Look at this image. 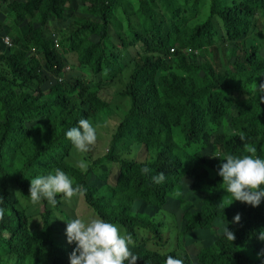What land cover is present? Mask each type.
<instances>
[{"label":"trees","instance_id":"obj_1","mask_svg":"<svg viewBox=\"0 0 264 264\" xmlns=\"http://www.w3.org/2000/svg\"><path fill=\"white\" fill-rule=\"evenodd\" d=\"M137 1L138 6L132 10L128 0H88L89 17L79 22L73 18L57 41L49 33L59 31L56 24L63 21L71 0L8 1L15 35L11 46L4 43V27L0 24V257L15 255L13 264H32L40 259L49 264H68L67 242H63L61 233L55 234L51 222L53 209L44 210L40 224L32 226L25 211L11 200L9 185L14 183L28 195L30 179L42 171H53L56 167L52 165L69 170L62 156L73 146L64 132L76 126L79 119H86V113H90L91 122L96 116H108L111 100L117 96L128 98L130 106L112 134L107 154L96 162L115 164V178L96 186L91 179L95 167L88 166L82 179L73 182L80 187L78 194L92 216L116 224L132 242L137 241L140 231L149 232L160 246L164 243V220L133 214L131 205L145 202L162 213L174 199L179 201L178 208L183 204L180 193L185 180L192 192L205 196L198 210L183 212L184 226L177 240L196 230L214 236L193 255L195 263L264 264V256L254 259L247 254V250L257 253L264 245V240L257 238L264 229V198L255 207L236 200L227 205L231 197L217 175L223 159L187 152L201 145L215 148L220 156L241 155L247 154L246 145H250L256 148L254 155L264 154V91L259 90L264 83V57L256 46L242 45L241 54L235 55L230 49L227 64L232 65L217 70L208 62L211 52L206 51L214 40L237 42L253 26L264 30L263 23L253 21L264 18V0H231L223 7L217 0H210L206 19L186 28L173 21L179 9H171V1ZM196 2L189 0L193 11L197 10ZM132 15L138 17L135 25L130 21ZM124 19L129 23L125 29L120 23ZM164 22L169 24L165 38ZM115 45L122 51L136 45L140 49L137 56L126 60L131 69L121 91L111 85L116 74L122 73L118 53L109 51ZM194 49L199 51L195 53ZM72 53L79 67L88 68L90 78L103 73L100 79L110 84H93L89 79L88 84H93L89 86L87 81L65 80V55ZM38 70L44 73L39 75ZM253 78H257V85L248 92L245 85ZM233 95L245 99L233 101ZM224 121H228L230 132L223 129ZM175 130L182 145L174 141ZM125 141L141 144L154 158L142 163L118 158L117 146ZM52 150L56 153L46 158ZM19 154L25 160L15 167L10 156ZM44 158L48 159L46 163ZM36 166L40 168L36 170ZM144 166L149 169L147 173L141 172ZM157 173L165 177L160 184L151 179ZM61 199L58 194L55 209L61 208ZM237 213L239 221L232 222ZM224 219L234 234L232 241L219 234ZM146 253L137 250L133 254L138 257ZM172 254L183 264H194L188 254ZM144 256L141 264H165L168 254L154 249L149 257Z\"/></svg>","mask_w":264,"mask_h":264},{"label":"rangeland","instance_id":"obj_2","mask_svg":"<svg viewBox=\"0 0 264 264\" xmlns=\"http://www.w3.org/2000/svg\"><path fill=\"white\" fill-rule=\"evenodd\" d=\"M9 0H0V24L4 27V43L5 41H12L14 37V31L11 26V16L8 6ZM174 5L171 9L175 11L176 8L179 9V13L176 12L175 19H173L174 22L177 23V25L180 26V28H186L192 24L202 22L206 19V17L209 14V4L210 0H197L196 3H194V6H197V10L193 11L191 6L193 3H189V0H169ZM177 1V3H176ZM231 0H217V3L220 6H226L230 4ZM128 3L130 4L131 9H136L138 6L137 0H128ZM154 4H158L157 1L153 2ZM66 6V15L64 16L63 21L61 24H56L57 27H60L57 32L49 33L51 34V37H53L56 41L57 38L60 36V32L65 33L66 30L64 28L67 26V24L72 21L74 18L76 21H80V19H85L89 17L87 14V6L89 5L88 0H71L70 3H67ZM162 4V3H161ZM163 5V4H162ZM159 6V5H158ZM165 6V5H164ZM116 8V7H115ZM117 12L119 13V8H116ZM157 12V11H156ZM164 15L168 17V10L167 8H164ZM120 16V13L118 14ZM131 17V16H130ZM170 17V16H169ZM168 17V18H169ZM131 22L135 25L138 21V17L132 15V18L130 19ZM254 23H263L264 24V18H253ZM120 23H123V28L125 29L127 25L129 24L126 19L120 21ZM171 23V19H170ZM164 28V38L169 30V24L165 23ZM24 29H21V31ZM68 32L65 34L67 35ZM163 35V34H162ZM1 41V40H0ZM112 43V42H111ZM250 47L251 45L256 46L258 49V52L261 56L264 57V30L259 31V29L255 26L252 27V29L240 40L237 42L234 41H228L224 40L220 43L218 40H214V42L211 44L210 47H206V51H210V56L208 58V62L211 64V66L217 70H219L220 66H230L232 65L227 64L229 63L228 58L230 55V49L233 50V54L238 55L241 54L244 47ZM1 46H5L3 43H1ZM126 51H122V48H119L115 45L114 49H109V51H116L119 55L118 64H120V67L122 69L121 74H116L115 80L111 83L113 87H115V90L121 91V87L125 85V80L128 77V73L131 69V66L129 63H127V59H129L132 56H137V54L140 52L139 46L136 45L135 47H129L128 49H125ZM199 49H194L193 52L197 53ZM189 53V52H188ZM168 60V58L166 59ZM65 61H66V68L63 71L64 79L69 80L70 82H73L75 80L83 81L88 84V80L92 79L91 82L93 84H96L97 82H100L104 86H108L110 83L107 81H104L100 79V77L103 76V73L98 74L97 77L90 78V74L88 71V68L86 66L79 67L77 65L75 54H66L65 55ZM6 72L7 70L4 69ZM39 75L43 74V70H38ZM118 72V70H117ZM173 72H176L180 74L175 69ZM48 77V80L51 81L52 78L50 76ZM257 78H253L251 81H249L245 85V89L248 92H252V89H254L257 85ZM35 85L38 83L33 82ZM48 82L44 83L43 85H46ZM93 84H88L89 86ZM44 86L43 88H45ZM233 101H239L245 99V96H232ZM130 102L128 98H120L117 97L115 99L112 98L111 105L109 106V115L106 117H95V122H91L90 120V113H86V119L92 123L94 126H99L97 128V139L93 145L89 146V150L86 153H78L76 150L71 147L67 154L64 157V160L67 162L66 165L70 166L69 170H66L64 168V171L66 174H68L72 179L73 182L76 178L82 179V175L84 172H81L80 169L76 166L77 161L83 160L88 166L95 167L94 168V174L92 173V184H96V186L106 182L107 180L115 178L114 173H116V167L115 164L110 163L109 161L103 160L100 163L98 162L104 155L107 154L108 148H109V141L112 137V134L115 131V128L119 122H121L123 116L125 115L126 111L129 109ZM84 111H87V108L84 109ZM223 129L225 132H230V128L228 126V121H224L223 123ZM51 139V133H48L47 135ZM44 138V136H43ZM174 141L178 145H182V138L177 130L174 131ZM39 145H36L35 147H38ZM187 152L191 154H201L202 157L206 159H217L222 158L223 156L218 155L215 148L211 147H203L201 145L193 146L189 149H187ZM56 153V150H52L49 152V154L46 156V158H49L52 156V154ZM25 155V153H24ZM115 155L124 160H134L136 162H147L154 157L153 155L149 154L145 149L142 147L139 143L130 142L127 143V141L120 143L117 146ZM44 158L43 161L46 163L48 159ZM261 158H264V154L261 156ZM25 160V157L21 154L18 156H10V162L15 167H20V164ZM96 163V164H95ZM53 167L59 168L56 165H52ZM38 170L40 167L36 166ZM35 169V168H34ZM55 169V168H54ZM62 170V169H61ZM51 172H44L42 171L41 175L47 174ZM80 174V175H79ZM184 186L182 187V191L180 193V202H183V204L177 208L176 203L179 201L177 200H170L169 205L171 207H168L164 212H159L157 208L154 206L148 205L145 202L137 201L134 204L131 205V213L133 214H139L142 216L152 217L151 219H155L157 221L164 220V228H161V237H163L164 243L160 246H157L154 242V236L146 231H140L137 234V241L132 242L128 247L129 250L134 253L135 251H141L147 252L146 254L139 255L135 261V264H141L142 259L145 261V256L147 255L149 257V253H151V250L158 249L159 251H162L163 253L168 254V256H171L170 254L174 253V256H181L183 254H188L191 259H193V255L202 249L204 245H207L211 243L214 240V236L210 234L208 231H191L187 236L184 238H181L180 241L177 240L179 233L181 232V227L184 226V220L182 218V214L185 210H198L201 207V202L203 197L205 196L204 193H195L190 190V188L187 186V181L183 180ZM10 186V194H11V200L13 203L20 209L25 211V214L27 217L30 218V222L32 223V226L38 225L41 222L40 216L42 215L44 210H52L53 214L51 216V222L53 225H55V234H60L63 242L66 241L65 238V225L66 220H69L74 217H81V218H88L93 217L91 214V210L86 207L83 196L81 194H78L71 198L70 200H64L61 199V208L55 209L53 206H50L49 204H45L43 201L39 202L38 204L32 205L27 202V195H24L21 191H19L18 187L12 183ZM175 212V213H174ZM174 213V214H171ZM141 216V217H142ZM173 217V219H172ZM119 228V227H118ZM120 229V228H119ZM220 229V227H219ZM120 231L123 233L122 229ZM220 231V230H219ZM67 251L70 253L72 250V247L74 245L72 244H65ZM259 253V255H258ZM247 254L249 257H253L254 259L260 258L264 256V245L257 253H253L250 250H247ZM173 255V254H172ZM143 256V257H142ZM17 257L15 255H2L0 257V263L1 264H13L16 261ZM194 264L195 261L193 262ZM32 264H49L45 262L43 259L37 260L36 262H32Z\"/></svg>","mask_w":264,"mask_h":264},{"label":"clouds","instance_id":"obj_3","mask_svg":"<svg viewBox=\"0 0 264 264\" xmlns=\"http://www.w3.org/2000/svg\"><path fill=\"white\" fill-rule=\"evenodd\" d=\"M259 90L264 91V83L260 85ZM98 127L87 119L81 118L76 126L64 132V136L76 152L86 153L89 146L93 145L97 139ZM246 153L225 154L217 168V175L221 177L223 189L231 197L227 205L236 200L255 207L264 198V187H261L264 185V158L254 155L256 153L254 146L246 145ZM76 166L81 172L87 171L88 165L83 160L77 161ZM148 171L147 166L141 168V172ZM151 179L153 183L160 184L165 177L163 173H157ZM80 191V187L73 185V179L68 174L60 168H55L47 174L30 179L27 202L35 205L44 200L50 206H55L58 194L64 200H70ZM176 195L178 196L179 193ZM239 219L240 216L237 213L233 215L232 222H238ZM227 223L228 221H225L220 224L219 234L226 240L232 241L234 234L226 226ZM64 233L66 242L74 245L68 254V264H135L137 259L128 247L132 243L131 238L122 233L116 224L98 216L74 217L66 220ZM257 238L264 240V229L259 231ZM165 264H183V261L167 256Z\"/></svg>","mask_w":264,"mask_h":264},{"label":"built area","instance_id":"obj_4","mask_svg":"<svg viewBox=\"0 0 264 264\" xmlns=\"http://www.w3.org/2000/svg\"><path fill=\"white\" fill-rule=\"evenodd\" d=\"M5 43H6L7 45H10V46H11V44H10L11 42H10V41H7V40H6ZM171 51H172V50H171Z\"/></svg>","mask_w":264,"mask_h":264}]
</instances>
